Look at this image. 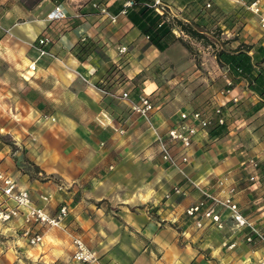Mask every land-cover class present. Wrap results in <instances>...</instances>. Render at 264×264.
<instances>
[{"label":"crops","instance_id":"1","mask_svg":"<svg viewBox=\"0 0 264 264\" xmlns=\"http://www.w3.org/2000/svg\"><path fill=\"white\" fill-rule=\"evenodd\" d=\"M93 1L40 0L28 7L23 0H0V169L50 215L62 205L68 208L57 226L42 230L40 246L22 237V218L0 224V264H35L37 259L39 264H77L75 236L97 251L98 264H252L263 248L246 243V231L234 230L227 212L222 229L206 220L200 229L185 210L200 198L191 182L213 188L218 177L228 175L243 214L263 221L253 201L264 197V181L250 185L240 163L264 148V99L240 80L235 91L244 101L231 104L224 94L225 69L213 50L215 68L203 73L206 67L200 69L171 34L158 36L160 43L172 40L160 51L127 15L111 23ZM163 1L158 10L168 24L193 16L195 0ZM257 1L264 10V0ZM209 3L222 15L204 19L207 26L228 32L234 27L229 21H237L231 47L251 46L249 55L262 59L258 67L264 68V27L258 16L243 0ZM55 5L66 18L47 19ZM45 36L51 42L40 55L34 41ZM86 39L100 48L81 61L74 52ZM121 46L127 47L124 54ZM137 77L143 80L139 85L133 82ZM147 81L156 105L152 127L130 110L129 100L104 93L128 91L136 101ZM209 106L227 112L225 133L214 138L202 130L187 151V163L163 164L154 130L164 132L180 111L206 112ZM174 186L185 194L173 192ZM40 194H49V201L42 202Z\"/></svg>","mask_w":264,"mask_h":264},{"label":"built area","instance_id":"2","mask_svg":"<svg viewBox=\"0 0 264 264\" xmlns=\"http://www.w3.org/2000/svg\"><path fill=\"white\" fill-rule=\"evenodd\" d=\"M133 4V0H125L118 13L110 11L109 6L106 4H99L94 1L91 5L101 17L111 23H116L119 15L126 16L128 8ZM154 4L162 8L164 2L163 0H154ZM209 5L207 3V6ZM248 8L258 16L259 23L264 27V10L261 9L258 1L252 2ZM66 17L65 11L59 5H55L47 15V19L50 21L61 20ZM181 34L186 37L182 32ZM50 42L51 39L48 36L38 37L34 41L40 55L47 52L45 46ZM125 52H127V47L121 46L119 53L124 54ZM29 68L34 70L36 65L32 63ZM227 85L228 88L224 90V94L229 96V101L233 104L243 102L245 96L239 91H235V85H232L229 80ZM104 93L118 99L129 100L130 110L143 118L152 127L150 119L156 105L144 87L136 101L131 99L128 91L115 94L112 91L105 90ZM225 117L226 112L222 110V106L215 107L211 114L196 109L180 111L175 123L169 125L164 132L154 130V141L158 147L162 163L167 166H178L179 163H187L189 161L187 151L191 147L196 134L202 130L206 131L212 122L215 125L224 124ZM214 138H217V136ZM176 149L179 150L178 154L175 151ZM262 164H264V148L259 155L247 156L241 161L240 167L250 185H257L261 180L264 181V170L261 169ZM191 184L199 191L200 198L187 207L185 213L194 219L197 228H204L206 220L217 229H222V215L227 212L234 230L242 229L246 231L244 241L263 248L261 255L252 264H264V197L259 196L253 201L257 211L263 215L261 218L263 221L260 222V220L243 214L235 198L236 185L228 175L218 177L214 182L213 188L195 182H191ZM173 192L185 194V191L180 186H174ZM166 196L168 197L169 195L167 194ZM39 199L47 203L50 195L40 194ZM67 211V206L62 205L55 215H50L43 206H38L32 202L27 188L22 187L11 174L0 169V224L22 218L21 235L25 238L28 245L36 246L42 243V230L46 227L57 226ZM72 245V258L77 264H98L99 256L97 251L89 247L80 236L73 237ZM234 246V242L227 245L229 248Z\"/></svg>","mask_w":264,"mask_h":264},{"label":"trees","instance_id":"3","mask_svg":"<svg viewBox=\"0 0 264 264\" xmlns=\"http://www.w3.org/2000/svg\"><path fill=\"white\" fill-rule=\"evenodd\" d=\"M24 3L28 7H34L38 4L40 0H23ZM125 1V0H124ZM123 1V2H124ZM134 4L128 8L127 17L128 19L139 28L144 34L147 35L151 44H153L158 50H164L167 45L172 41L169 36L167 40L163 43H160L158 36H164V34H171L174 36V40H178L183 43V40L176 36L173 32L172 28H177L179 32L185 34L188 37H192L194 39H203L210 46L215 47V43L208 37L204 35V29H210L209 25L204 22L206 18L218 19V15H222L219 9L209 3L210 0H195L192 1V7L194 8L193 16L189 15V18L184 21L182 19L173 18V21H176V24L167 23L163 18V13L159 12L163 10V7L156 6L154 4V0H133ZM246 5H250L252 2L256 0H243ZM94 2V1H93ZM95 2L99 4H104L101 0H96ZM102 2V3H101ZM123 2L114 1L112 5H116V7L120 10L122 8ZM164 2V1H163ZM207 3L210 5L207 6ZM111 5V6H112ZM110 9V8H109ZM118 10V12H119ZM113 12V11H112ZM117 12V13H118ZM115 13V12H113ZM195 17V18H193ZM213 25V24H212ZM220 29V26H216ZM155 33L154 37L151 36V33ZM236 39V38H235ZM219 40V39H218ZM234 39L227 40V44L229 47H224L221 45L219 48L215 47V58L217 63L224 67L226 78L231 81L232 85H235L236 82L240 80H244L247 86L258 93L259 96L264 99V68L258 67L259 62L262 59H257L251 57L248 51L251 46L246 44H239L236 48L231 47V41ZM187 49L190 46L186 43H183ZM99 45L91 40L86 39L85 41L79 43L75 48V56L83 61L85 57L93 52L99 50ZM255 70V71H254ZM228 88L226 83L224 90ZM233 104V103H231ZM251 107V106H250ZM258 105L254 106V111L258 109ZM224 111V108L222 107ZM253 112L250 111L247 114H251ZM226 131V119L224 124H216L212 128L209 129V134L213 137L224 134Z\"/></svg>","mask_w":264,"mask_h":264},{"label":"rangeland","instance_id":"4","mask_svg":"<svg viewBox=\"0 0 264 264\" xmlns=\"http://www.w3.org/2000/svg\"><path fill=\"white\" fill-rule=\"evenodd\" d=\"M101 1L103 3L105 2V0H101ZM114 1L123 2L124 0H106V2H109L110 5H112V3ZM229 22L232 25H234V27H231V30H229L228 32H225L226 29H222L221 27H220V29H218L216 26H213V27H211L208 30L205 29V28H203L204 29L203 30L204 31L203 32L204 35L205 36H208L215 43V47H218L219 48L221 45H223L224 47H229L228 44H227V40L235 39V38L238 37L237 36V33L239 32V28H240L239 23L237 24V21L236 22L235 21H232V19ZM173 24H176V21L175 20L173 21ZM177 33H178V37H180L183 40V43H186V44H188L190 46V48L187 49L185 47V45L182 42H180L181 45L187 50L188 55H190L191 57L194 58V60L196 61L197 66L200 69L202 67H206V69H204V68L201 69L202 72L205 73L208 70L212 71L215 68V63L213 62L212 57H211V50H213V54H214L216 48L210 46L203 39H194V38L188 37V36L185 37L184 35H182L179 32L178 29H177ZM205 49H207V50H205ZM207 51H208V53H207ZM204 58H205V60H204L205 61V64L204 65H201L200 62L203 61ZM133 82L136 85H139V84H141L143 82V80H140L137 77V78H135V80H133ZM212 82H215V80H213ZM222 86L220 85V88H222ZM141 87H144L146 90H148L149 87H150L149 81H147ZM215 107H217V106H214V107H210L209 106L208 109L206 110V113H210V114L213 113ZM214 125H215L214 122H212V124L210 125V127L208 129H206V130H209ZM40 245H41V243L38 244V245H36V246H40ZM34 261H35V264H39L40 263L39 259L34 260ZM31 263H33V262H31Z\"/></svg>","mask_w":264,"mask_h":264}]
</instances>
